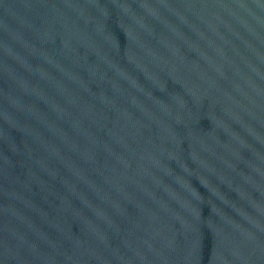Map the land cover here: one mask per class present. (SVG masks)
Returning <instances> with one entry per match:
<instances>
[{"label": "water", "instance_id": "obj_1", "mask_svg": "<svg viewBox=\"0 0 264 264\" xmlns=\"http://www.w3.org/2000/svg\"><path fill=\"white\" fill-rule=\"evenodd\" d=\"M0 264H264V0H0Z\"/></svg>", "mask_w": 264, "mask_h": 264}]
</instances>
